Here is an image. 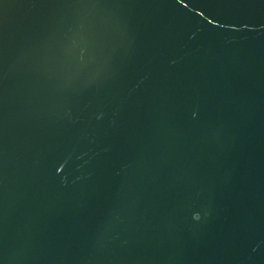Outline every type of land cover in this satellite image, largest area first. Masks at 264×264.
<instances>
[{"label":"water","instance_id":"water-1","mask_svg":"<svg viewBox=\"0 0 264 264\" xmlns=\"http://www.w3.org/2000/svg\"><path fill=\"white\" fill-rule=\"evenodd\" d=\"M0 264H264V0H0Z\"/></svg>","mask_w":264,"mask_h":264}]
</instances>
